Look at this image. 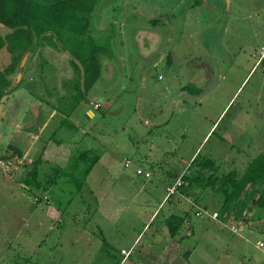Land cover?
Returning a JSON list of instances; mask_svg holds the SVG:
<instances>
[{
  "label": "rangeland",
  "instance_id": "rangeland-1",
  "mask_svg": "<svg viewBox=\"0 0 264 264\" xmlns=\"http://www.w3.org/2000/svg\"><path fill=\"white\" fill-rule=\"evenodd\" d=\"M194 3L96 0L88 35L105 51L86 93L71 61L79 49L73 37L36 38L24 53L21 75L17 69L0 93V155L8 145L25 151L27 174L47 143L65 148L67 156L54 153L77 176L84 166L69 165L71 149H90L99 159L81 189L65 172L46 183L43 159L35 163L41 186H24L16 158L1 166L0 264H264L263 208L235 221L198 216L200 209L218 211L222 194L211 187L167 191L196 155L214 159L218 173L242 174L264 153V65L252 66L264 43V0ZM8 31L0 23V33ZM236 55L241 64L232 62ZM10 61L0 51V64ZM200 61L216 66L210 82ZM48 206L62 213L61 222ZM171 213L184 217L174 237L164 224ZM131 248L125 257L122 250Z\"/></svg>",
  "mask_w": 264,
  "mask_h": 264
},
{
  "label": "trees",
  "instance_id": "trees-1",
  "mask_svg": "<svg viewBox=\"0 0 264 264\" xmlns=\"http://www.w3.org/2000/svg\"><path fill=\"white\" fill-rule=\"evenodd\" d=\"M198 2L200 0H195L194 4ZM95 3L96 0H0V23L10 29L6 34L0 33V51L4 50L11 56L10 63L0 64V93L12 85L10 76L18 69L24 53L35 49L36 38L56 42L54 38L57 36L62 42H70L73 37V44L79 48L72 53L71 61L77 72L78 83L83 85V92L86 93L100 76L101 62L97 54L105 51L88 35L89 14ZM82 46H86L88 52L85 56L80 49ZM6 152L4 156L0 155L4 160L22 155L21 150L13 145H8ZM69 156L72 157L68 158L69 165L77 167L80 160L84 166L83 172L77 176L73 169L68 171L63 165L56 164L53 166L55 172L48 175L46 183L51 184L53 174L59 176L65 172L77 188H82L99 157L90 149H75ZM38 162V159L32 162L24 178L26 185L30 186L31 181L34 184V180L36 186L42 185L36 179L40 172L35 164ZM248 163L242 174L235 170L218 173L220 166L214 159L196 155L188 166L190 171H185L184 184L179 189L189 195L188 191L193 187L200 191H207L211 187L215 193L223 196L218 217L235 221L246 210L254 207L264 209V153L256 155ZM207 172L211 174L207 175ZM183 222L184 217L174 213L164 218L171 237L178 233Z\"/></svg>",
  "mask_w": 264,
  "mask_h": 264
},
{
  "label": "crops",
  "instance_id": "crops-1",
  "mask_svg": "<svg viewBox=\"0 0 264 264\" xmlns=\"http://www.w3.org/2000/svg\"><path fill=\"white\" fill-rule=\"evenodd\" d=\"M264 43H262V44H260V45H258L254 50H258V48L261 46V45H263ZM254 54V52L252 53V55ZM169 55V54H168ZM212 56V55H211ZM168 57V59H170L169 58V56H167ZM213 58V61H214V63L215 62H217V60L219 61V58H218V56H214V57H212ZM236 58H238L237 57V55H236V57L235 58H232L233 60H232V62H238L239 64H241V62H239V60H237ZM200 63V65L203 67V68H200L201 70H202V72H201V76H204V77H206V79H209V82L211 81V75H214V72H213V69L216 67L215 65H213V64H207L206 62L205 63H202L201 61L199 62ZM253 66V65H252ZM251 66V67H252ZM251 67H249V68H247V71H246V73H245V75H244V77H243V79H242V81H241V85L244 83V81L246 80V78L249 76V74H250V72H253L254 70H252V68ZM217 73H218V75H219V78H223L224 77V72H223V69H220V71H218L217 70ZM205 74H206V76H205ZM210 77V78H209ZM200 80H202V79H200ZM240 85V86H241ZM239 86V89L241 88ZM183 90V89H182ZM228 104H230V102L228 101V103H226V105L224 106V108H223V110H222V112L224 111V109L228 106ZM53 110V109H52ZM40 113V112H39ZM87 115L89 116V117H91L94 113H95V110L94 109H88L87 110ZM53 113H50L49 114V118L51 117V115H52ZM211 127H213V125L211 126ZM37 138V135H34V139H36ZM54 143V142H53ZM51 148V151L49 150ZM20 149V148H19ZM21 150V152H22V155H21V157H16V156H14V157H12L11 158V160H13V159H15L16 158V161L14 162L15 163V165H20V166H18V168L16 169V170H18V174H19V178L22 180V183L23 182H25L24 181V175L25 174H27V171L24 169V168H26L27 167V164L24 162L25 161V158H27V156H25L24 155V153H25V151L23 152V150L22 149H20ZM55 150H56V152L58 153H62L63 154V156H67V154H66V150H65V148L62 146V145H60L59 146V149L57 150L56 149V146H51V145H48V143L46 144V145H43L42 146V149L40 150V153H39V156H40V158H38V160L40 161L41 159H43L46 163H49V166H50V170H48V171H43V172H48L46 175H49L50 173H52V171H54L55 172V169L51 166V165H54V164H58V165H63L64 164V162L66 161L65 159L64 160H62V158H60V157H58L57 155H56V153H54L55 152ZM73 151H75V149L73 150V149H71V151L69 152V154H71V152H73ZM196 152V151H195ZM195 154V153H194ZM38 156V157H39ZM192 158V157H191ZM0 159L2 160V164L0 165V179H1V181L3 180V179H5V174L6 173H4V172H7V170H5V169H3L1 166H3L4 167V164H6V162H8V160L10 159V158H8V159H2L1 157H0ZM37 159V158H36ZM55 160H59L58 162L59 163H56L55 162ZM20 167H21V169H20ZM30 167H32V166H30ZM145 169V168H144ZM27 170H29L28 168H27ZM48 178L49 177H47V181H48ZM24 186L25 187H27V185H26V183L24 184ZM170 186V185H169ZM169 186H167V191H168V187ZM44 195H46L45 193H44ZM47 201L49 202V200L47 199ZM47 210H48V212H49V214H52V216H53V218H54V220L55 221H58V222H61V216H62V213H60V214H58V212H56L55 210H53V208L52 207H47ZM214 211V210H213ZM215 211H217V210H215ZM218 212V211H217ZM130 251L132 252V249H130ZM131 252H130V254H131ZM123 253V252H122ZM125 257H126V255H125ZM14 264H22L21 262H19V261H15L14 262Z\"/></svg>",
  "mask_w": 264,
  "mask_h": 264
},
{
  "label": "built area",
  "instance_id": "built-area-1",
  "mask_svg": "<svg viewBox=\"0 0 264 264\" xmlns=\"http://www.w3.org/2000/svg\"><path fill=\"white\" fill-rule=\"evenodd\" d=\"M253 57L256 58L254 63H253V69H255L256 67H258L259 65H264V44L261 45L258 50L255 51V53L253 54ZM96 106H99V104H96ZM125 162L127 163L128 162V159L125 160ZM2 164V161L0 159V165ZM137 173L139 174H144L146 177L148 176H151V171L149 170H146L144 168H141V167H137ZM185 174V171L183 172V174H181L174 182L172 185H170L168 187V193L170 195L172 194H175L176 191L178 190L179 187H181L183 184H184V176ZM40 198V197H38ZM48 199V196L47 195H43V200H47ZM196 214L198 216H201L203 214H207V215H210L212 218L213 217H216L218 215V212L217 211H213L211 214L209 213V211L207 209H200L199 211L196 212ZM259 246L260 247H264V242L263 241H260L259 243ZM133 250V248H131ZM122 252L125 254V255H129L130 254V250H125L123 249Z\"/></svg>",
  "mask_w": 264,
  "mask_h": 264
},
{
  "label": "water",
  "instance_id": "water-1",
  "mask_svg": "<svg viewBox=\"0 0 264 264\" xmlns=\"http://www.w3.org/2000/svg\"><path fill=\"white\" fill-rule=\"evenodd\" d=\"M27 55L28 54H25L23 57H22V59H21V62L19 63V65H18V76H17V79H18V77L21 75V73H20V71H21V68L24 66V64H25V61H26V59H27Z\"/></svg>",
  "mask_w": 264,
  "mask_h": 264
}]
</instances>
